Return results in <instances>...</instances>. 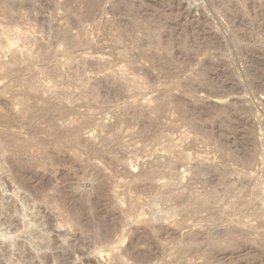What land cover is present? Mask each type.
<instances>
[{
    "label": "rangeland",
    "instance_id": "obj_1",
    "mask_svg": "<svg viewBox=\"0 0 264 264\" xmlns=\"http://www.w3.org/2000/svg\"><path fill=\"white\" fill-rule=\"evenodd\" d=\"M0 264H264V0H0Z\"/></svg>",
    "mask_w": 264,
    "mask_h": 264
},
{
    "label": "bare ground",
    "instance_id": "obj_2",
    "mask_svg": "<svg viewBox=\"0 0 264 264\" xmlns=\"http://www.w3.org/2000/svg\"><path fill=\"white\" fill-rule=\"evenodd\" d=\"M188 16H189V15H188ZM45 261L47 262V261H49V259L45 258Z\"/></svg>",
    "mask_w": 264,
    "mask_h": 264
}]
</instances>
